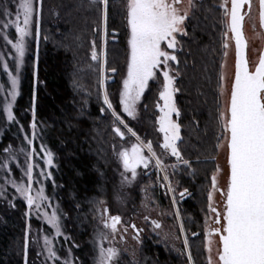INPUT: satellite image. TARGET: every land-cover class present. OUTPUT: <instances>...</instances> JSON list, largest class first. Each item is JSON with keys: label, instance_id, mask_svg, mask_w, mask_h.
Listing matches in <instances>:
<instances>
[{"label": "trees", "instance_id": "16d2710c", "mask_svg": "<svg viewBox=\"0 0 264 264\" xmlns=\"http://www.w3.org/2000/svg\"><path fill=\"white\" fill-rule=\"evenodd\" d=\"M6 0H0V6ZM221 0H196L186 21L188 36H179L175 55L179 63L176 93L181 110L182 154L192 168L181 165L175 172L179 189L190 196L181 202V216L186 233L197 230L207 213L206 189L215 171L218 150L217 102L219 76L224 49ZM99 29V31H95ZM100 13L89 0H43L39 43L27 54L20 83V95L14 105L18 123H9L0 133V155L11 142L21 140L20 124L29 120L33 90L36 91V118L46 128L45 142L54 154L56 167L46 191L61 211L63 233L59 237L72 251L78 264H93L88 239L101 201L112 200L117 188V174L108 142L114 136L110 113L102 114L103 93L99 72L89 70L92 42L101 48ZM115 32L117 41L106 43L107 67L121 70L127 53L126 20L122 0L110 4L107 34ZM47 37V39H45ZM75 81V85H74ZM160 81V78H159ZM159 82L150 81L139 105V116L129 125L145 141L157 143ZM22 141V140H21ZM162 192V191H161ZM160 202L163 193L153 194ZM25 203L2 211L0 222V264H24ZM64 238V239H63ZM190 242L193 239H190ZM190 243L195 264H203L202 247ZM175 252L147 238L139 250L136 264H185ZM133 264V263H128Z\"/></svg>", "mask_w": 264, "mask_h": 264}, {"label": "snow or ice", "instance_id": "6c2138e0", "mask_svg": "<svg viewBox=\"0 0 264 264\" xmlns=\"http://www.w3.org/2000/svg\"><path fill=\"white\" fill-rule=\"evenodd\" d=\"M15 3V0H13ZM112 0H89V3L100 13L101 22L105 37L109 20L110 4ZM124 19L126 20L127 34V74L122 80V88L119 91V111L117 106L110 99L106 88L108 76L106 73H117L115 67L108 68L107 53H98L95 40L92 42L91 59L98 64L99 80L98 85L103 89V105L100 111L102 114L110 113L112 117V132L120 141L126 140V132L135 142L130 147L123 143L117 150L113 145L114 154L123 167L121 176L123 183L131 184L137 179V169L143 167L147 170L150 166L159 173L163 172V182L160 187L172 193V203L177 204L175 188L168 173V168L175 172L180 165L191 169V161L182 154L181 135L182 125L179 122L181 110L177 106L176 93L180 91L177 87V77L180 76L177 70L172 74V64L179 63L175 51L180 41L178 35L186 37V21L195 8L194 0H122ZM38 5V6H37ZM219 8L223 11V32L222 48L223 55L228 56L230 47L229 41L235 42V74L231 83L230 98L227 104L221 108L217 102V125L218 135L216 136L215 149L227 150V183L226 189H219L217 175L211 178L213 191H220L223 197V210L220 211L213 204V194H208V216L205 219V245L207 252V264H264V49L259 51L258 60L252 68L246 53L248 48L247 39L244 33V23L252 15L253 0H221ZM43 0H19L16 5L15 18L8 3L0 6V36L6 44L11 45L15 55V72L0 54V63L3 71L7 74L10 87L0 83V97H2V113L8 123H18L14 114V105L20 95V74L24 64V58L28 51L29 40L35 38L37 44L41 35ZM259 28L264 30V0H258ZM33 25L35 31L33 33ZM14 28L16 39L9 36V29ZM99 31V29H95ZM47 39V37H45ZM106 43V41H105ZM166 45V47H165ZM171 49L172 52L168 51ZM226 65L221 64V69ZM162 82L159 90V101L156 107L159 115L156 118L157 131L162 134L163 142L159 143L162 153L156 151L152 141H144L136 131L126 122L125 117L135 120L137 118L138 105L141 103L145 92L150 88V81ZM226 76L221 72L218 84V96L225 94ZM75 85V81H74ZM32 129L31 136L25 134L24 139L30 150L20 148L26 157V169H22L27 183H17L15 179L5 178V184H11L17 193L22 196L31 210L36 209L38 215L42 214L45 222L54 230L56 236L62 235L61 217L58 214V206L49 215L48 212L41 213L44 202L49 200L45 195V189L41 186L38 190L33 185L39 183L34 178V170L40 165L37 158L43 160L44 168L55 167L54 154L41 143L39 150L33 147V142L38 138V124L36 122V91L32 96ZM122 129H125L126 132ZM21 131H24L21 125ZM7 158L0 169L11 176L10 160L16 159V153L9 145L4 149ZM43 153V156H40ZM163 154L175 158V163L167 165L164 162ZM154 162V164H153ZM17 167H20L17 165ZM41 168L39 176L50 179L52 174ZM221 169L216 168V173ZM131 174L130 178L127 175ZM147 174V173H145ZM5 189L0 187V195ZM35 192V194H33ZM188 193L185 188L179 193L183 199ZM101 203H103L101 201ZM47 207H52L49 203ZM107 207L101 210L102 224L104 229H110L114 237L118 231L117 226L121 224L119 215L109 216ZM177 219L180 218L179 210L176 212ZM106 217V218H105ZM145 220L148 217L145 216ZM209 220L211 223H209ZM154 228L161 225L152 221ZM214 225V226H213ZM131 228L136 232L134 239L139 240L142 229H137L135 224ZM127 232V227L124 229ZM181 233L184 232L183 223L180 225ZM198 233H193L197 236ZM216 237L218 239H213ZM109 238L106 232H99L97 235V255L95 264H118L119 250L115 247H104V242ZM69 239L65 237V240ZM123 239V236H121ZM44 244L47 250V259L53 264L61 260L57 251L52 246L53 241L47 235L44 237ZM184 249L187 252L188 264H195L193 255L189 249V241L185 237ZM215 247V254L213 249ZM25 264H28V236L25 235L24 242ZM63 264H69L67 260Z\"/></svg>", "mask_w": 264, "mask_h": 264}, {"label": "rangeland", "instance_id": "374dc122", "mask_svg": "<svg viewBox=\"0 0 264 264\" xmlns=\"http://www.w3.org/2000/svg\"><path fill=\"white\" fill-rule=\"evenodd\" d=\"M196 0H194L195 2ZM19 0H15V3L13 0H6L1 6H3L5 3H8L10 10L13 13V19L15 18V12H16V5L18 4ZM38 6V5H37ZM184 6H187V0H185ZM35 31V25H33V33ZM9 36L13 41L16 39V33L14 28L9 29ZM244 33L245 37L247 39L248 48H247V56L250 61V66L254 68L257 60L259 51L262 49V43H263V33L262 30L259 28V20H258V0H253V8H252V15L250 18H247L244 23ZM179 37V35H178ZM177 37V38H178ZM114 39L117 41V36H115V32H111L109 35L105 37L104 31H103V24H102V31H101V48L98 51H106V43ZM106 41V43H105ZM230 47L227 50L228 56L225 58L223 55L222 63H224L226 66L221 69V72L223 71V74L226 76L225 81V94L223 96H220L221 99V108H223L227 101L229 100V94H230V88L231 83L233 79L234 74V45L233 41H229ZM37 42L33 36L29 40V47L28 51L25 55V58L27 54L32 52V47H36ZM166 47V45H165ZM168 51L172 52L171 49H168ZM225 51V50H224ZM128 52V49H127ZM0 54H3L4 60L8 63L9 68L15 72V61L12 59V57L15 55L14 50L11 48V45L6 44L3 37L0 36ZM175 54V53H174ZM24 58V62H25ZM172 64V74L173 72V64L175 62H170ZM23 67L21 68V74H20V83L23 76ZM89 70L98 71V64L97 62L93 61L91 59L90 55V63L87 65ZM110 69V68H109ZM127 74V53H126V60L124 63V66L121 70H118L117 73L113 74L110 71L106 73L108 76V80L106 83V88L110 94V99L113 100V103L117 106V110L119 111V91L122 88V80L124 77H126ZM113 78L112 82H109V79ZM162 76H160L159 81V90H160V84L162 82ZM0 83H3L5 87H10L8 83L7 74L3 71L2 63H0ZM102 93H103V89ZM143 98V97H142ZM162 104V101L158 102ZM140 105V104H139ZM139 105H138V112H137V118L139 116ZM158 110V109H157ZM29 112V120L26 122V124H20V132H21V140L17 141L16 143L11 142L8 144L5 148H7L9 145L12 146L13 151L16 153V159L10 160V169H11V176L8 177L5 170L0 169V187H3L5 189V192L3 195H0V222L3 220V213L2 211L5 209H8L10 207H15L16 200L20 199L25 203V208L23 210L24 220H25V235L28 236V255H27V261L28 264H53L51 260L47 259V250L45 248L44 244V237L47 235L49 239H52L53 244L52 246L57 251V254L61 257L60 261H57L56 264H63L65 260L69 262V264H78V261L75 259V257L72 255V251L69 248L67 244L61 243L59 237H66V235L63 233L62 228V217H61V211H58V214L61 217V231L62 235L56 236L54 230L45 222L44 217L42 214L38 215L35 208L29 209L26 200L20 196L19 193L16 192V190L12 187L11 184H5V178L15 179L17 183H27V177L24 176V173L22 169H26V157L23 152H20V148H24L25 150H30L29 146L27 145L24 136L27 134L28 136H31L32 129L30 127L32 123V109L28 111ZM159 115V111H158ZM157 115V116H158ZM136 118V119H137ZM126 122L129 124L131 121H135L131 118L125 117ZM36 122L38 124V138L33 142V147H35L37 150H39L41 143L47 146L49 150H51L48 146V144L45 142V134L46 128L42 123H40L37 118ZM9 123L6 120V117L2 113V97H0V133L2 131L3 127H6ZM21 125L23 126L24 131H21ZM130 126V125H129ZM132 127V126H130ZM158 128V125H157ZM126 132L125 129H122ZM134 130V129H133ZM135 131V130H134ZM157 143L154 144L156 146V151L158 153H162V150L159 148V143L163 142V136L161 133L157 131ZM142 138V137H141ZM144 140V139H143ZM145 141V140H144ZM149 141V140H148ZM135 142L134 137H130L127 135L126 132V140L120 141L118 137L114 136L110 139L108 142L109 149L112 153V158L114 162L115 171L117 174V188L114 192L113 198L108 203H101L100 205V211L96 219L94 220L92 231L89 236L88 244L90 251L93 253V264H95V257L97 255V235L99 232H106L109 234V238L107 241L104 242V247H115L119 250V256H118V264H128L133 263L136 264L139 261V250L144 242L145 239L151 238L152 236H155L159 243L164 244L167 248L175 252L182 260H186L185 264H188L187 261V252L184 249L183 241L185 237L188 236L190 239H193L192 242L189 241V249L190 250V243L193 244L195 248H199L198 246L202 247L203 250V264H207V252L204 250L205 245V219L206 216H208V194L209 192H212L213 194V204L215 207H217L218 210H223V197L220 195V191H213L212 189V182L211 178L213 175H217L218 180V187L219 189H226V183H227V173H228V166H227V150L226 148H222L218 150V154L216 157V167L215 171L212 173L210 177V185L206 189V209L207 213L203 218V222L198 225L197 230H193L186 233L185 227L184 232L181 233L180 231V225L183 223V219L181 216V198L179 196V192L183 191L184 189H179L176 186L175 182V172H173L172 168H168V173L170 175V179L172 181V186L175 188V196L177 200V204L174 206L172 203V193H168L165 188L160 187V183L163 182L162 178L164 173L160 172V180L157 179V170L150 166L149 169L145 170L143 167H140L137 169L138 175L137 179L133 181L131 184L123 183V177L121 176V173L123 172V167L121 163L119 162L117 156L114 154L113 151V145H116L117 150H119L120 145L123 143L126 147H130L132 143ZM4 148V149H5ZM0 155V164L4 162V160L7 158V154L4 152ZM52 151V150H51ZM40 156H43V153H40ZM163 159L165 164L171 165L174 164L175 158L171 157L168 154H163ZM37 163L40 165V167L36 168L34 170V178L39 181V183H36L33 185V188L38 190L41 186L45 189V195L49 197L48 201L44 202V207L41 208L40 212H48L50 215L52 210L54 208H57V204L53 203L51 200L50 195L46 191V184L50 181H52L53 176H51L50 179H44L39 176V172L41 168H44L43 160L37 158ZM55 167L56 163L54 162ZM154 164V162H153ZM19 165L20 167H17ZM181 166V165H180ZM179 166V167H180ZM52 168H44L46 172L50 171L52 174ZM219 167L221 169L220 173H216V168ZM147 173V174H145ZM130 178L131 174H127ZM162 191V192H161ZM189 192V191H188ZM159 194L163 193V200L160 202L155 200L153 198V194ZM35 194V192L33 193ZM51 204L52 207H47V204ZM107 207L109 209L108 215H119L121 217V224L117 226L118 231L113 237L111 235L110 229H104L102 224V217H101V210L103 208ZM59 209V208H58ZM177 209L179 210L180 218L177 219L176 212ZM145 216L148 217V220H145ZM106 218V217H105ZM131 221L136 225L137 229H142L143 231L139 234V240L134 239L136 236V232L129 228ZM152 221L158 222L161 227L160 228H154ZM209 223L211 221L209 220ZM184 226V223H183ZM214 226V225H213ZM125 227H128L127 232L124 231ZM193 233H198L197 236H193ZM121 236H123V239H121ZM63 238V239H64ZM213 239H218L216 237H213ZM25 242V239H24ZM192 253V252H191ZM213 254H215V247L213 249ZM193 255V254H192ZM194 258V257H193ZM24 264H25V255H24Z\"/></svg>", "mask_w": 264, "mask_h": 264}, {"label": "water", "instance_id": "95a60500", "mask_svg": "<svg viewBox=\"0 0 264 264\" xmlns=\"http://www.w3.org/2000/svg\"><path fill=\"white\" fill-rule=\"evenodd\" d=\"M262 33H263L262 49H264V30H262ZM232 41H233V40H232ZM233 45H234V56H235V42H234V41H233ZM262 49H261V50H262ZM246 53H247V49H246ZM234 74H235V61H234ZM234 74H233V79H234ZM233 79H232V81H233ZM112 81H113V78H110V79H109V82H112ZM229 98H230V94H229ZM180 192H182V191H180ZM180 192H179V193H180ZM179 193H178V194H179ZM187 196H189V195H186V197H187Z\"/></svg>", "mask_w": 264, "mask_h": 264}, {"label": "flooded vegetation", "instance_id": "af4514ba", "mask_svg": "<svg viewBox=\"0 0 264 264\" xmlns=\"http://www.w3.org/2000/svg\"><path fill=\"white\" fill-rule=\"evenodd\" d=\"M189 193V192H188ZM190 196V195H189ZM189 196H185L183 199H181V201H184V200H186ZM111 216H114V215H111ZM132 224H134L132 221H131V223H130V225L128 226L129 228H131V225ZM128 227H127V229H128Z\"/></svg>", "mask_w": 264, "mask_h": 264}]
</instances>
